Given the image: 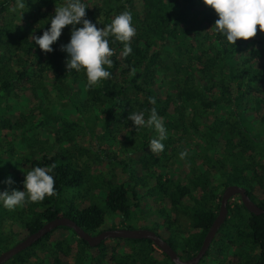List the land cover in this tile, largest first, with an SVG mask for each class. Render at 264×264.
I'll return each mask as SVG.
<instances>
[{"label":"trees","instance_id":"obj_1","mask_svg":"<svg viewBox=\"0 0 264 264\" xmlns=\"http://www.w3.org/2000/svg\"><path fill=\"white\" fill-rule=\"evenodd\" d=\"M63 2L24 0L17 9L16 0H0V191L23 190L24 172L55 164L54 195L11 211L0 206V253L56 217L93 235L108 211L132 229L125 219L149 196L156 205L149 229L189 259L217 216L225 187H243L264 210L259 26L253 38L232 45L214 30L218 17L202 0H84L85 18L98 28L127 10L136 29L132 53L123 57V44L110 43L111 77L89 87L83 71L66 69L62 46L70 25L51 53L29 38L49 27ZM152 108L167 133L158 153L148 148L155 130H135L127 119L132 111L147 118ZM171 162L184 174L169 172ZM234 197L198 264H264V213H249ZM4 264L174 263L148 239H106L91 247L58 226Z\"/></svg>","mask_w":264,"mask_h":264},{"label":"clouds","instance_id":"obj_2","mask_svg":"<svg viewBox=\"0 0 264 264\" xmlns=\"http://www.w3.org/2000/svg\"><path fill=\"white\" fill-rule=\"evenodd\" d=\"M214 10L218 19L214 30L223 36L227 43L234 45L237 40L247 41L259 31L264 33V0H202ZM24 0H16V8H24ZM87 4L84 0H64L56 6L54 14L49 17V27L41 35H30L31 42L44 52L51 53L52 45L61 36L65 26H71L69 42L62 46L67 54L66 69L79 73L84 72L87 86H95L109 79L111 73L107 70L112 65L110 59L114 49L109 45L119 41L123 44L121 55L127 57L132 53L131 39L136 35L133 17L130 11L115 15L111 22L98 28L86 17ZM99 23V22H98ZM77 25H80L77 27ZM110 38H112L110 40ZM150 103H155L151 100ZM135 130L151 127L157 136L148 142L152 153L163 151L162 141L166 139V129L163 117L156 109L149 110L147 118L144 111H132L128 117ZM185 152L180 153L183 158ZM55 164L49 166H34L24 172L23 190L0 191V206L7 210L23 207L26 202L42 201L46 196L55 194L53 170ZM12 184L9 177L6 182Z\"/></svg>","mask_w":264,"mask_h":264},{"label":"water","instance_id":"obj_3","mask_svg":"<svg viewBox=\"0 0 264 264\" xmlns=\"http://www.w3.org/2000/svg\"><path fill=\"white\" fill-rule=\"evenodd\" d=\"M234 196H239L241 203L249 213L254 215H260L264 213V210L262 208H260L250 200L243 187H239L237 185H229L225 187L220 197V205L217 216L212 222L208 232L204 236L199 250L193 257L189 259H181L166 241H164L154 231L149 229L115 228L104 230L92 235L85 232L73 220L67 217H56L44 223L34 233L25 236L21 241L13 245L11 248L2 251L0 253V264L6 263L16 254L36 243L45 234L58 226H64L72 229L79 239L86 241L87 244L91 247L99 245L106 239H148L153 243L155 247L160 249L161 252L165 253L174 264H198L209 250L213 238L228 217L227 205L229 200Z\"/></svg>","mask_w":264,"mask_h":264},{"label":"rangeland","instance_id":"obj_4","mask_svg":"<svg viewBox=\"0 0 264 264\" xmlns=\"http://www.w3.org/2000/svg\"><path fill=\"white\" fill-rule=\"evenodd\" d=\"M14 14L16 16H18V11L14 10L12 15L14 16ZM18 18L15 17V21ZM220 150H221V148L219 147V151ZM175 169L178 170L177 171L178 174H180V175L184 174L182 169L180 168V166L178 164H176V162H174V163L171 162L170 167H168V171L173 172V171H175ZM154 182H155V180L153 178H149L148 179L149 187L153 186ZM235 201H237V198L233 197L230 199L229 202L233 203ZM152 203H153L152 199L149 196H147L146 199L142 200L141 205L139 206V209L133 211L131 213V215L127 219H125L126 221L124 222V224L131 226L132 229H139V228L149 229V227L152 225L151 208L152 207L155 208V206H156V205L152 206ZM180 224L183 227H187L188 226L187 219L181 218ZM114 228H123V226L120 223V217H119V215L112 214V213L106 211L105 216H104V224L98 231L110 230V229H114ZM149 230H151V228Z\"/></svg>","mask_w":264,"mask_h":264}]
</instances>
